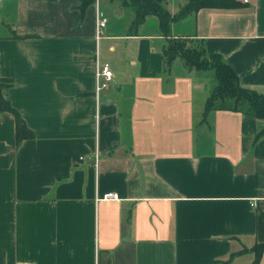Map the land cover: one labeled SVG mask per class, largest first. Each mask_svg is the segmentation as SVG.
Returning a JSON list of instances; mask_svg holds the SVG:
<instances>
[{
	"label": "crops",
	"instance_id": "0c3cea01",
	"mask_svg": "<svg viewBox=\"0 0 264 264\" xmlns=\"http://www.w3.org/2000/svg\"><path fill=\"white\" fill-rule=\"evenodd\" d=\"M81 1L0 0L1 93L33 132L16 143L0 111V264H251L264 119L229 98L204 114L212 70L163 49L196 40L264 93V0L181 17L188 0H160L166 32L153 14L131 28L128 1L109 0L129 18L99 34V1ZM103 62L112 77L96 90Z\"/></svg>",
	"mask_w": 264,
	"mask_h": 264
},
{
	"label": "trees",
	"instance_id": "16d2710c",
	"mask_svg": "<svg viewBox=\"0 0 264 264\" xmlns=\"http://www.w3.org/2000/svg\"><path fill=\"white\" fill-rule=\"evenodd\" d=\"M123 1H128V4L134 10V18L130 24L131 28H136L144 20L146 15L153 14L159 18L162 31H167L168 23L173 17L160 4V0ZM92 2L94 0H82L80 9L83 10L86 5ZM238 3L237 0H188L182 6L180 16H184L201 7L230 8L236 7ZM174 39L178 38H170L163 49V56L166 62H169L175 56H179L189 68L197 70L210 69L213 72L215 84L211 94L205 99L204 114L214 106L216 100L229 98L232 99L234 108L244 109L246 113L264 119V93L241 86L238 81V75L224 60L221 54L207 52L202 44L199 48L189 47L184 41ZM11 84V78L0 77V111H9L13 114L15 121V140L16 143H19L22 139L33 137V132L26 125L19 112L2 96V88ZM257 135H260V133ZM250 249L254 254L251 264H258L260 256L264 251V239L255 242Z\"/></svg>",
	"mask_w": 264,
	"mask_h": 264
},
{
	"label": "built area",
	"instance_id": "2783aa9c",
	"mask_svg": "<svg viewBox=\"0 0 264 264\" xmlns=\"http://www.w3.org/2000/svg\"><path fill=\"white\" fill-rule=\"evenodd\" d=\"M246 1V0H245ZM106 18L103 16L102 12L97 11L96 13V33L99 34L102 31V28L106 24ZM96 90H99L107 86V82L112 77V70L108 62H103L97 64L96 66ZM102 198H117L114 192H108L102 196Z\"/></svg>",
	"mask_w": 264,
	"mask_h": 264
},
{
	"label": "rangeland",
	"instance_id": "374dc122",
	"mask_svg": "<svg viewBox=\"0 0 264 264\" xmlns=\"http://www.w3.org/2000/svg\"><path fill=\"white\" fill-rule=\"evenodd\" d=\"M98 1H99L100 9L104 12L105 17L108 20L106 26L108 25L109 18L111 16L112 19L118 21L119 27H123L125 24V20L129 18V13L127 11H122L121 15L117 16V15H115V10L118 8L116 6H114V4H113L114 2L111 3L109 0H98ZM180 11H181V9H180ZM176 17H181L180 12H178ZM104 29H105V27H104ZM104 29H103V31H104ZM103 31H102V33H103ZM174 40H180V41L182 40L189 47L199 48L201 46L200 42H198L196 40H189L186 38H178V39H174Z\"/></svg>",
	"mask_w": 264,
	"mask_h": 264
}]
</instances>
